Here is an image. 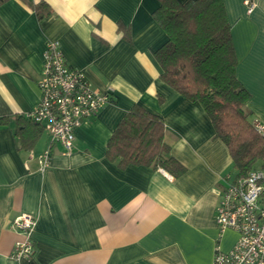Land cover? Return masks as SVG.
I'll return each mask as SVG.
<instances>
[{"label": "crops", "instance_id": "obj_1", "mask_svg": "<svg viewBox=\"0 0 264 264\" xmlns=\"http://www.w3.org/2000/svg\"><path fill=\"white\" fill-rule=\"evenodd\" d=\"M39 1L0 4V116H10L0 125V264H212L216 247L229 250L238 238L215 218L225 176L237 171L203 105L160 79L153 52L167 34L153 17L159 0H43L51 13L42 18ZM253 2L248 10L245 0H224L246 108L264 122V0ZM48 39L60 40L67 64L112 100L83 119L72 150L53 143L41 168L49 131L40 125L33 145L21 147L15 129L29 123L15 116L40 100ZM135 103L163 119L170 152L186 167L180 176L107 157L109 137ZM24 212L37 218L35 250L13 258L23 237L13 220Z\"/></svg>", "mask_w": 264, "mask_h": 264}, {"label": "trees", "instance_id": "obj_2", "mask_svg": "<svg viewBox=\"0 0 264 264\" xmlns=\"http://www.w3.org/2000/svg\"><path fill=\"white\" fill-rule=\"evenodd\" d=\"M7 0H0V4ZM153 17L167 34L154 52L162 68L160 79L175 91L199 101L211 118L215 136L227 145L236 176H245L259 163L264 168V138L252 125L246 103L250 92L236 75L238 58L224 0H159ZM39 18L51 13L41 0L35 5ZM130 39V29L119 24ZM112 93V92H111ZM163 101L162 95H158ZM29 126L15 129L21 147H31L43 125L27 113L16 114ZM10 116H0L7 125ZM165 123L156 113L135 103L121 118L107 142L109 159L126 167L144 164L163 168L174 177L186 171L165 139Z\"/></svg>", "mask_w": 264, "mask_h": 264}, {"label": "built area", "instance_id": "obj_3", "mask_svg": "<svg viewBox=\"0 0 264 264\" xmlns=\"http://www.w3.org/2000/svg\"><path fill=\"white\" fill-rule=\"evenodd\" d=\"M248 10L253 0H245ZM40 100L27 113L48 129L51 144L38 155L41 168L50 165L52 144L60 142L68 151L75 141V130L83 119L95 116L112 100V91L94 88L86 74L66 62L58 39H48L43 53L42 75L38 81ZM252 125L264 138V122L257 116ZM221 189L215 218L220 231L233 228L238 238L232 248L215 249L212 264H264V168L252 167L245 176L227 174ZM36 216L24 212L13 220L23 234L15 241L13 258H29L35 246L33 230Z\"/></svg>", "mask_w": 264, "mask_h": 264}, {"label": "rangeland", "instance_id": "obj_4", "mask_svg": "<svg viewBox=\"0 0 264 264\" xmlns=\"http://www.w3.org/2000/svg\"><path fill=\"white\" fill-rule=\"evenodd\" d=\"M259 166H260V164H259V163H257V164H255V165H254V167H259Z\"/></svg>", "mask_w": 264, "mask_h": 264}]
</instances>
